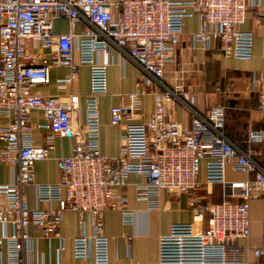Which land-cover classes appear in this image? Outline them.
Returning a JSON list of instances; mask_svg holds the SVG:
<instances>
[{
    "label": "built area",
    "instance_id": "1",
    "mask_svg": "<svg viewBox=\"0 0 264 264\" xmlns=\"http://www.w3.org/2000/svg\"><path fill=\"white\" fill-rule=\"evenodd\" d=\"M260 5V0H0V162L15 168L12 181L0 184V264H68L61 259L63 238L55 259L45 260L38 252L39 238L59 237L66 210L77 213L82 229L72 241L74 259L83 264H114L108 258L103 217L108 209H121L122 222L131 224L132 211L124 207L126 198L117 189L130 174L143 177L137 196L149 208H159L161 190L189 196L192 220L171 223L168 233L158 237L157 260L150 264H264V228L259 246L237 243L250 237V199L264 197V167L252 148L264 142V132L251 131L244 146L235 144L224 131L222 104L200 113L192 108L191 93L178 83L165 82L166 66L176 62L174 49L185 18L193 13L200 17L199 28L191 35L194 44L216 49L226 58L246 60L252 56L253 33L240 26L248 9L262 15ZM59 18L68 20V33L53 34ZM78 24L84 28L75 33ZM38 47L48 49L49 55L36 52ZM75 48L79 63L90 67L85 122L77 128L71 119L77 95L65 100L33 91L49 83L52 66L69 68L67 77L57 79L58 88L71 82L77 73ZM113 48L122 63L129 60L140 70L130 108L136 109L138 96L147 92L155 101L145 122L133 121L123 106L111 108V124H123L124 133L119 154L106 157L99 151L97 98L106 92ZM256 81L253 76V84ZM176 100L191 112L190 127L168 117L167 110ZM31 109L44 114L45 123L36 127L50 131L39 145L32 138ZM258 109L264 113V93L258 95ZM56 137L72 138L73 152L57 158L56 183H35L34 165L49 156ZM202 161L205 182L220 183L225 189L226 196L219 202L204 201L198 194ZM227 164L254 178L226 181ZM28 186H34L41 207H29ZM86 225L90 234L84 231ZM31 227L38 234H32Z\"/></svg>",
    "mask_w": 264,
    "mask_h": 264
},
{
    "label": "crops",
    "instance_id": "2",
    "mask_svg": "<svg viewBox=\"0 0 264 264\" xmlns=\"http://www.w3.org/2000/svg\"><path fill=\"white\" fill-rule=\"evenodd\" d=\"M188 1V0H179ZM262 15L257 16L255 9L250 8L242 30L253 33L252 56L250 59H236L224 57L213 48L203 49L199 44H194L192 33L200 25L198 13L184 19L182 34L179 43L174 49L176 62L165 68V82L171 86L180 84L183 91L193 95L192 108L203 113L210 105L222 104L224 106V131L227 137L239 146L244 142L251 131L264 132V113L258 109V95L264 93V0H260ZM83 24L74 27L75 33H80ZM70 25L66 18L54 21L53 34L68 33ZM75 47L77 43L75 41ZM36 52L49 55L48 49L37 48ZM111 63L106 68V92L97 98L99 115V151L103 156L116 157L120 152L123 124L114 125L110 122V110L114 106H123L127 116L133 121L145 122L149 119L154 109V95L151 92L138 96L136 109L130 108L132 102L130 95L137 92V81L140 78L139 68L127 60L122 63L117 49L109 52ZM100 58V54H98ZM74 60L77 63V73L70 83L64 88H58L57 79L67 77V66H52L49 69V83L37 85L33 91L42 95H59L63 99L75 94L78 96L77 109L72 112L71 119L74 127H80L85 122L86 98L90 90V67L88 64L79 63L78 52L75 48ZM258 81L255 84L252 78ZM168 117L172 120L190 127L192 114L179 100L167 110ZM30 121L35 125L32 138L39 145L50 136V131L45 127H36L45 123L44 114L40 109L29 111ZM5 124V120H1ZM74 141L70 137H56L54 148L49 156L37 161L34 165V181L38 184H52L59 180L57 158L70 156L73 152ZM3 144L0 142V148ZM254 158L264 167V142L253 144ZM204 161L201 162L198 180L202 182L198 190L199 196L204 201L219 202L226 196L225 189L220 183L205 182ZM15 168L7 163L0 162V184L12 181ZM225 180L242 182L253 179V174L235 170L230 164L225 166ZM143 181L138 174H130L125 185L118 187V191L125 196L124 207L132 211L131 224L122 222L121 209H108L104 213V234L108 237V258L114 264H150L157 260L158 237L167 234L171 223L190 222L192 210L189 206V196L185 193H169L161 190L159 193V208H149L144 200L137 196V185ZM238 191V190H237ZM26 198L30 208L41 207L35 199L34 186L26 189ZM236 200V198H232ZM250 203V237L238 239L237 243L243 246L257 247L262 243L264 228V197H252ZM205 225V222H204ZM2 227L0 226V231ZM9 232L10 228H5ZM32 234H38L33 227ZM84 231L90 234L89 225ZM82 232L77 213L66 210L59 225V237L51 240L39 238L38 252L45 260L55 259L59 238L64 239V249L61 259L68 264H83L74 259L72 255L73 238ZM6 246L2 248L1 261L7 259Z\"/></svg>",
    "mask_w": 264,
    "mask_h": 264
}]
</instances>
